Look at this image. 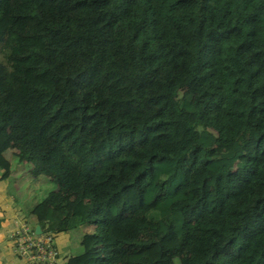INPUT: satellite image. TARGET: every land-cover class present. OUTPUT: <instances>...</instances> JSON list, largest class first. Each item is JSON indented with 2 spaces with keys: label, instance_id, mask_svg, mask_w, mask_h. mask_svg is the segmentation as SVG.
Masks as SVG:
<instances>
[{
  "label": "trees",
  "instance_id": "obj_1",
  "mask_svg": "<svg viewBox=\"0 0 264 264\" xmlns=\"http://www.w3.org/2000/svg\"><path fill=\"white\" fill-rule=\"evenodd\" d=\"M12 147L64 264H264V0H0Z\"/></svg>",
  "mask_w": 264,
  "mask_h": 264
},
{
  "label": "crops",
  "instance_id": "obj_2",
  "mask_svg": "<svg viewBox=\"0 0 264 264\" xmlns=\"http://www.w3.org/2000/svg\"><path fill=\"white\" fill-rule=\"evenodd\" d=\"M3 154L6 157L5 153ZM28 168L29 170H31L30 165L28 167L22 165V167L20 166L13 169L10 164L9 173L5 177H1L2 169L0 168V262L3 264H17L15 260L11 259V254H14V252L12 250V239H10L11 237L9 235L10 231L17 224V222L20 220H26L33 226L36 224L34 216L29 213V209L36 202V200L32 198V194H30L28 189L25 190L24 194H22L21 192V187L25 183H27L29 178ZM72 230L75 231H72V234L69 235V239H72V246L70 248V251L72 249L73 252H76L79 248V250L77 251L79 252L80 235L85 231H90L91 225L84 224L80 229L72 228ZM56 242L57 241L54 238V244L58 249ZM9 246H11L10 250ZM59 264H64V260L60 261Z\"/></svg>",
  "mask_w": 264,
  "mask_h": 264
},
{
  "label": "built area",
  "instance_id": "obj_3",
  "mask_svg": "<svg viewBox=\"0 0 264 264\" xmlns=\"http://www.w3.org/2000/svg\"><path fill=\"white\" fill-rule=\"evenodd\" d=\"M12 250L24 264H57L59 252L53 232H36L29 223L20 220L10 231Z\"/></svg>",
  "mask_w": 264,
  "mask_h": 264
},
{
  "label": "rangeland",
  "instance_id": "obj_4",
  "mask_svg": "<svg viewBox=\"0 0 264 264\" xmlns=\"http://www.w3.org/2000/svg\"><path fill=\"white\" fill-rule=\"evenodd\" d=\"M14 148H7L4 153L6 155V157L9 159L11 167L13 169L17 168V167H22V165H25V167L29 166L30 163L25 161V160H19L15 154V152L13 151ZM25 161V162H22ZM26 163V164H24ZM31 168V167H30ZM1 170V169H0ZM22 170V169H19ZM29 170V168H28ZM2 171V170H1ZM29 174V178L27 183H25L22 187H21V192L22 194L25 193V190L28 189V191L30 192V194H32V198H34L36 201L39 200L48 190L54 188V183L53 181L50 179L49 176L39 173L36 175H31L30 172H28ZM19 222V221H18ZM81 226H83V224L73 228V229H80ZM72 231L75 230H62L55 232L54 233V238L57 241V246H58V252H59V258H58V262L57 264L60 263V261L64 260L65 257H67L68 255H70L71 253L75 254L78 253L73 252L72 249L70 251V248L72 246V239H69V235L72 234ZM11 239V238H10ZM12 243V240H11ZM78 243V242H77ZM79 247V245H78ZM11 246H9V250H10ZM81 250V249H80ZM11 254L12 256V260H15L17 262V264H24L23 260L19 257H17L16 255ZM60 259V260H59ZM0 264H3L0 262Z\"/></svg>",
  "mask_w": 264,
  "mask_h": 264
},
{
  "label": "water",
  "instance_id": "obj_5",
  "mask_svg": "<svg viewBox=\"0 0 264 264\" xmlns=\"http://www.w3.org/2000/svg\"><path fill=\"white\" fill-rule=\"evenodd\" d=\"M34 229H35V231L39 232V231H40L39 224L36 223V224L34 225Z\"/></svg>",
  "mask_w": 264,
  "mask_h": 264
},
{
  "label": "clouds",
  "instance_id": "obj_6",
  "mask_svg": "<svg viewBox=\"0 0 264 264\" xmlns=\"http://www.w3.org/2000/svg\"><path fill=\"white\" fill-rule=\"evenodd\" d=\"M24 221H26V220H24ZM26 222H27V221H26ZM27 223H28V222H27ZM30 225H31V224H30ZM31 226H33V225H31ZM33 228H34V226H33ZM34 230H35V229H34ZM40 231H41V229H40ZM40 231H39V232H40ZM36 232H37V231H36ZM53 237H54V233H53Z\"/></svg>",
  "mask_w": 264,
  "mask_h": 264
}]
</instances>
